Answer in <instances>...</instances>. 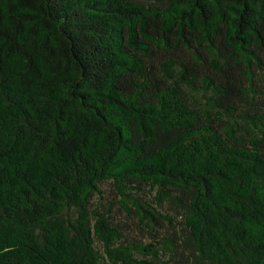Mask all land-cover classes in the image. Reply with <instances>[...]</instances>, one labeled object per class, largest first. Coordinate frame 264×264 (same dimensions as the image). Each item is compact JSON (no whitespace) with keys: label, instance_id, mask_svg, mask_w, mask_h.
<instances>
[{"label":"trees","instance_id":"1","mask_svg":"<svg viewBox=\"0 0 264 264\" xmlns=\"http://www.w3.org/2000/svg\"><path fill=\"white\" fill-rule=\"evenodd\" d=\"M182 261L264 264V0H0V264Z\"/></svg>","mask_w":264,"mask_h":264},{"label":"rangeland","instance_id":"2","mask_svg":"<svg viewBox=\"0 0 264 264\" xmlns=\"http://www.w3.org/2000/svg\"><path fill=\"white\" fill-rule=\"evenodd\" d=\"M108 192L106 194V196H108V198L111 199V195H110V192L113 193L112 191H110L109 189H106ZM165 212H168V213H173V210L170 209L168 206H165ZM112 215H113V219L115 221H117L118 223H126L127 225V229L125 230L128 237L130 238H143L145 240H149L150 239V235L146 232H142L140 231L139 229H137V222H136V219L133 220H130V219H126V216L125 214L122 212V211H119L117 210L116 206L113 207L112 209ZM166 228H164L162 230L161 233L165 232ZM181 251L184 255H188V249L186 247H182L181 248ZM164 259H166V256L163 257ZM183 264H185V262L182 261ZM187 264V263H186Z\"/></svg>","mask_w":264,"mask_h":264}]
</instances>
